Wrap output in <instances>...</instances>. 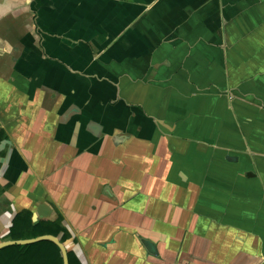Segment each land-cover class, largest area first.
<instances>
[{"label":"crops","instance_id":"obj_1","mask_svg":"<svg viewBox=\"0 0 264 264\" xmlns=\"http://www.w3.org/2000/svg\"><path fill=\"white\" fill-rule=\"evenodd\" d=\"M15 217L70 264H264V0H0Z\"/></svg>","mask_w":264,"mask_h":264},{"label":"trees","instance_id":"obj_2","mask_svg":"<svg viewBox=\"0 0 264 264\" xmlns=\"http://www.w3.org/2000/svg\"><path fill=\"white\" fill-rule=\"evenodd\" d=\"M19 218L15 217L10 227V237L12 240L23 239L16 233ZM35 225L31 228H38ZM44 230L35 232L43 233ZM43 235V234H40ZM38 235V236H40ZM48 235H52L48 233ZM35 237V236H34ZM69 258V254H67ZM69 260V259H68ZM0 264H63L59 248L51 241L43 240L27 245H11L0 249ZM70 264V261H69Z\"/></svg>","mask_w":264,"mask_h":264},{"label":"water","instance_id":"obj_3","mask_svg":"<svg viewBox=\"0 0 264 264\" xmlns=\"http://www.w3.org/2000/svg\"><path fill=\"white\" fill-rule=\"evenodd\" d=\"M43 240L51 241L52 243H54L60 250L61 257H62V263L63 264H69L65 247L56 237L50 236V235L40 236V237H37L34 239H29V240H17V241L1 242L0 243V249L7 247V246H11V245H27V244H31V243L43 241Z\"/></svg>","mask_w":264,"mask_h":264}]
</instances>
